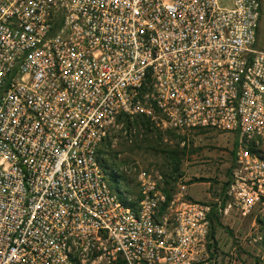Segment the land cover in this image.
I'll use <instances>...</instances> for the list:
<instances>
[{
    "label": "built area",
    "instance_id": "2783aa9c",
    "mask_svg": "<svg viewBox=\"0 0 264 264\" xmlns=\"http://www.w3.org/2000/svg\"><path fill=\"white\" fill-rule=\"evenodd\" d=\"M260 0H0V264H209L212 205L136 166L117 118L235 137L223 207L264 211ZM129 185V187H128ZM216 201H218L216 199ZM261 236L256 235L253 241Z\"/></svg>",
    "mask_w": 264,
    "mask_h": 264
},
{
    "label": "rangeland",
    "instance_id": "374dc122",
    "mask_svg": "<svg viewBox=\"0 0 264 264\" xmlns=\"http://www.w3.org/2000/svg\"><path fill=\"white\" fill-rule=\"evenodd\" d=\"M261 2L256 47L264 49V0ZM132 128L135 132L131 136L118 129L115 139H111L109 162L114 163L119 172L131 166L157 171L162 176L163 189L172 187L171 192L176 190L177 178H180L187 184L189 198L209 203L211 209H216L220 225L213 220L216 248L209 247V264H264V211L255 210L243 216L235 208H230L227 213L218 210V203L223 199V185L233 162L235 137L216 131L173 135L157 127L161 133L160 139L154 132L146 133L142 127ZM163 148H176L179 151V173L173 172L172 163L161 151ZM126 172L120 179V186L124 189L127 182L134 179L132 171ZM197 179L199 181H195ZM164 180L169 183L165 184ZM110 182L113 190L118 191L115 179L111 178ZM132 186L135 192V181ZM256 235L261 239L253 241Z\"/></svg>",
    "mask_w": 264,
    "mask_h": 264
},
{
    "label": "trees",
    "instance_id": "16d2710c",
    "mask_svg": "<svg viewBox=\"0 0 264 264\" xmlns=\"http://www.w3.org/2000/svg\"><path fill=\"white\" fill-rule=\"evenodd\" d=\"M117 121L123 123L124 129H129V128H132L134 126L137 128L142 127V128H144L146 133H152L153 134V132H154L155 135L157 134V136L161 139L160 130L157 128L158 126H156L155 123L153 121H151L149 117H146L144 115H137L133 119H130L127 115L121 114L120 116H118ZM165 130L168 131L169 133L173 134V135H176L175 134L176 132H174L172 130H169V129H165ZM143 141L144 140H142V143H143ZM149 143L150 142L148 141V144ZM137 145H140V144L137 143ZM110 146H111V139H109V138H106L101 143V146L98 150L99 161H100L101 165L103 166V168L106 170L109 178L111 177L112 179H115V181L118 183L119 180L121 178H123V175L119 174L117 172V169H116V166L114 163L109 162V158H108L109 156L108 155H110ZM161 151L163 153H165V158L172 163L173 172L179 173V165H180V160H181L179 151L176 148H163ZM232 153H233V157H234L235 156V148L232 151ZM232 164H233V162H232ZM232 164L228 170V179L226 180V182L223 185V189H222L223 199H222V202L220 204V207H223L224 202H225L224 191H225V189H226V187L230 181ZM111 178H110V180H111ZM164 181H165V184L169 183L168 180H164ZM195 181H199V180L197 179ZM163 190H164L167 198L169 199L171 197L172 187L164 188ZM209 218H210L209 239L213 240V242L208 244V248L210 246H213L214 248H216V241L214 240L215 230H214L213 220H215L217 225H220V222L217 221L218 217L216 215V209H211Z\"/></svg>",
    "mask_w": 264,
    "mask_h": 264
},
{
    "label": "crops",
    "instance_id": "0c3cea01",
    "mask_svg": "<svg viewBox=\"0 0 264 264\" xmlns=\"http://www.w3.org/2000/svg\"><path fill=\"white\" fill-rule=\"evenodd\" d=\"M260 1H262V0H260ZM261 6H262V2H261ZM260 11H261V9H260ZM260 17V16H259ZM259 23V22H258ZM257 30H258V27H257Z\"/></svg>",
    "mask_w": 264,
    "mask_h": 264
}]
</instances>
